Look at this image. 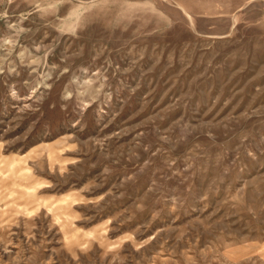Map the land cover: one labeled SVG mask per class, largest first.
<instances>
[{
    "label": "rangeland",
    "instance_id": "rangeland-1",
    "mask_svg": "<svg viewBox=\"0 0 264 264\" xmlns=\"http://www.w3.org/2000/svg\"><path fill=\"white\" fill-rule=\"evenodd\" d=\"M0 264H264V0H0Z\"/></svg>",
    "mask_w": 264,
    "mask_h": 264
}]
</instances>
